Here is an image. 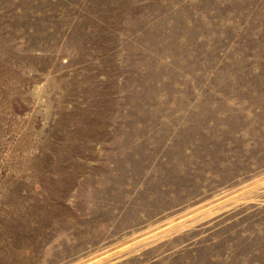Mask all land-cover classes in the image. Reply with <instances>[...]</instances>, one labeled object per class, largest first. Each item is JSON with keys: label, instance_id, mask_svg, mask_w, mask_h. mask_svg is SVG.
<instances>
[{"label": "rangeland", "instance_id": "obj_1", "mask_svg": "<svg viewBox=\"0 0 264 264\" xmlns=\"http://www.w3.org/2000/svg\"><path fill=\"white\" fill-rule=\"evenodd\" d=\"M0 264H264V0H0Z\"/></svg>", "mask_w": 264, "mask_h": 264}, {"label": "bare ground", "instance_id": "obj_2", "mask_svg": "<svg viewBox=\"0 0 264 264\" xmlns=\"http://www.w3.org/2000/svg\"><path fill=\"white\" fill-rule=\"evenodd\" d=\"M184 216H182V217H180V218H177L178 220L179 219H181V218H183ZM177 219H174V220H168V222H166V225H167V227H168V225H171V224H173V222H175V221H177ZM182 220V219H181ZM180 220V221H181ZM177 224V223H176ZM160 228H162L161 226H159V227H157V229H160ZM154 232H156V230L154 229L153 230ZM153 234V233H152ZM150 235V234H149ZM141 236H138V237H135L134 239H132V240H130L128 243H132V242H135L136 240H138L139 238H140ZM147 237V236H146ZM145 237V238H146ZM142 240V239H141ZM133 244V243H132ZM129 245V244H128ZM108 254V253H107ZM94 261V260H93ZM91 263V262H90Z\"/></svg>", "mask_w": 264, "mask_h": 264}]
</instances>
